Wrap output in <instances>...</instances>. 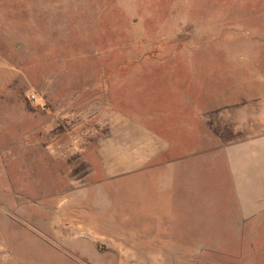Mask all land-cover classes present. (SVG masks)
I'll return each mask as SVG.
<instances>
[{
  "label": "rangeland",
  "instance_id": "1",
  "mask_svg": "<svg viewBox=\"0 0 264 264\" xmlns=\"http://www.w3.org/2000/svg\"><path fill=\"white\" fill-rule=\"evenodd\" d=\"M6 1L0 0V25L15 27H0V53L10 58L6 63L19 70L20 99L29 106L28 132L36 134L30 105L42 102L45 110L54 102L59 106L58 165L39 167L35 174L39 189L32 186L34 174H27L30 175L28 189L23 191L27 196L42 197L43 201L58 199V229L68 242L70 236H85L81 226L83 216L74 209L82 208L85 197L99 196L100 172L94 148L98 136L90 133L93 126L90 118L99 116L100 104L113 102L117 95L123 108L132 103L143 111L147 108L165 111L166 102L178 103L184 98L194 101L200 95L209 106L216 104L218 96L219 105L233 83L243 84L246 69L244 61L232 63L224 58L228 52H244L246 46L240 45L239 40L251 30L225 31L235 37L234 41H239L237 44H202L206 37H211V30L205 25L209 24L212 13L228 10L227 19L256 29L252 31L255 35L257 31L264 34V11L252 13L245 8L218 5L215 0H12L15 3L11 6ZM185 7L190 12L178 11ZM247 50L261 55L258 63L263 68L264 44L257 41L247 46ZM232 69L238 76H228ZM201 89L203 93L199 92ZM225 126L222 127L226 141L231 135ZM43 131L44 142L50 145V131ZM6 175L1 172L0 180L4 181ZM134 187L128 189L136 193L139 188ZM121 189L118 187V191ZM116 191L114 183L106 187L113 197ZM9 193L8 190L0 195ZM136 209H139L137 216L141 213L156 220L150 217L133 220L135 225L148 228L156 223L162 230L156 235L142 236L147 229L135 230L134 225L128 224L129 236L121 241L114 243L115 238H102L112 239V247L95 237L94 244L103 254L101 264H133L132 260L136 264H144V260L147 264H225L227 261L255 264L258 261L257 248L250 245L247 249V238H243L244 242L239 240L240 246L246 247L235 252L236 256L226 251L229 247L239 250V243H232L239 238L228 236L215 238L217 247L222 248L220 252H202V238L196 235L201 217L193 194L186 192L177 203L147 202ZM128 215L132 216L124 214ZM250 239L258 246L257 237Z\"/></svg>",
  "mask_w": 264,
  "mask_h": 264
},
{
  "label": "crops",
  "instance_id": "2",
  "mask_svg": "<svg viewBox=\"0 0 264 264\" xmlns=\"http://www.w3.org/2000/svg\"><path fill=\"white\" fill-rule=\"evenodd\" d=\"M215 1L252 13L264 11V0ZM6 3L11 6L15 2ZM178 11L189 10L185 7ZM227 13L228 10L212 13L205 25L211 30V37L201 43L224 46L241 41L239 44L246 46L244 52H228L224 60L232 63L242 60L246 69L243 84L233 83L219 105L215 94L211 97H215L216 104L210 106L199 95L194 101L184 98L178 103L166 102L165 111L157 108L143 111L132 103L123 108L116 95L113 102L100 104L99 116L90 118L93 121L90 133L98 136L94 148L100 172L99 196L85 197L82 208L74 209L83 216L81 226L85 236H70V242L60 236L58 229V199L43 201L42 197L27 196L23 191L28 189L27 174H34L32 186L39 189L35 176L39 167L58 165L59 106L54 102L45 110L42 102L30 105L36 134L28 132L29 106L20 99L19 70L6 63L10 58L0 53V173L7 174L4 181L0 180V194L10 191V195H0V264H101L103 254L94 244L95 237L112 247L113 242L129 236L128 224L134 225L135 230L147 229L142 236L156 235L162 230L160 225L152 223L141 228L133 223L150 217L141 213L137 216L136 207L147 202L177 203L186 192L193 194L201 217L196 235L202 238V252H220L222 248L217 247L215 238L228 236L239 238L232 241L239 243V250L229 247L226 251L236 256L235 252L246 247H241L239 240L244 242L243 238H247V249L251 245L259 254L255 264H264V66H259L262 60L259 53L247 50V46L257 41L264 44V34L257 31L255 35L252 31L256 29L230 21ZM229 29L251 31L236 42L235 37L225 33ZM214 57L215 54L211 55L212 60ZM210 71L213 75V68ZM234 71H228V76H238ZM204 75H208L207 71ZM223 125L228 126L231 135L226 141ZM44 129L50 131V145L44 142ZM112 183L117 190L114 197L106 192ZM120 186L122 189L118 191ZM129 186L139 189L135 193ZM19 190L22 192L18 193ZM125 213L132 216L125 217ZM106 237L115 240L102 239ZM250 237H257L258 246L252 244ZM136 262L132 260L133 264Z\"/></svg>",
  "mask_w": 264,
  "mask_h": 264
},
{
  "label": "built area",
  "instance_id": "3",
  "mask_svg": "<svg viewBox=\"0 0 264 264\" xmlns=\"http://www.w3.org/2000/svg\"><path fill=\"white\" fill-rule=\"evenodd\" d=\"M32 99H35V97H34V96H32Z\"/></svg>",
  "mask_w": 264,
  "mask_h": 264
}]
</instances>
